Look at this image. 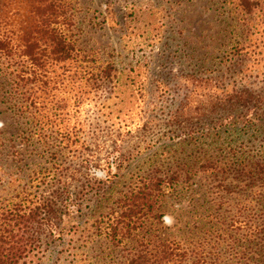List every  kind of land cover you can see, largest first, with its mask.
I'll use <instances>...</instances> for the list:
<instances>
[{
  "label": "rangeland",
  "instance_id": "rangeland-1",
  "mask_svg": "<svg viewBox=\"0 0 264 264\" xmlns=\"http://www.w3.org/2000/svg\"><path fill=\"white\" fill-rule=\"evenodd\" d=\"M76 7L78 45L114 65L120 90L106 84L80 106L90 164L78 181L100 194L89 191L75 222H55L62 233L45 239L41 264H118L120 249L95 235L96 222L139 176L160 173L178 178L161 203L162 238L206 241L208 250L221 238L215 251L229 264L264 261V23L225 0H77ZM127 76L135 97L125 109L118 98L131 96ZM7 84L0 72V204L35 201L48 188L27 183L28 175L48 159L23 140L27 126L12 117Z\"/></svg>",
  "mask_w": 264,
  "mask_h": 264
},
{
  "label": "trees",
  "instance_id": "trees-1",
  "mask_svg": "<svg viewBox=\"0 0 264 264\" xmlns=\"http://www.w3.org/2000/svg\"><path fill=\"white\" fill-rule=\"evenodd\" d=\"M225 1L234 13L264 23V0ZM76 4L77 0H0V72L8 78L12 117L25 119L28 136L23 140L38 144V156L47 157L49 165H39L27 182L47 187L45 195L0 204V264H41L45 239H60L55 222H75L84 215L89 191L100 194L83 183L90 161L84 157L87 142L80 106L106 84L119 93V81L112 63H100L95 50L78 45ZM133 80L127 76L122 83L131 95L118 98L125 109L135 97ZM63 94L67 97H60ZM113 113L122 114V107ZM248 167L251 170V163ZM145 176L121 196L107 220L95 225L96 236L120 249L118 264H229L215 251L222 246L221 238L208 250L206 241L161 237V203L171 190L169 179L176 184L178 178ZM238 262L248 264L247 259Z\"/></svg>",
  "mask_w": 264,
  "mask_h": 264
}]
</instances>
